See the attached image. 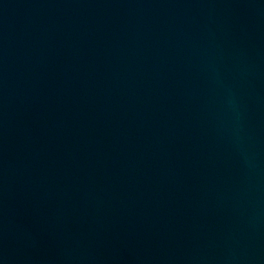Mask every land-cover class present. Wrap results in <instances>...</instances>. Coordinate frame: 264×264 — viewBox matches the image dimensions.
<instances>
[{"label":"water","instance_id":"1","mask_svg":"<svg viewBox=\"0 0 264 264\" xmlns=\"http://www.w3.org/2000/svg\"><path fill=\"white\" fill-rule=\"evenodd\" d=\"M0 264H264V0H0Z\"/></svg>","mask_w":264,"mask_h":264}]
</instances>
